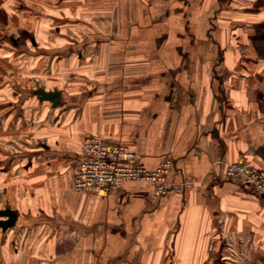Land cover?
I'll return each instance as SVG.
<instances>
[{
	"label": "crops",
	"instance_id": "1",
	"mask_svg": "<svg viewBox=\"0 0 264 264\" xmlns=\"http://www.w3.org/2000/svg\"><path fill=\"white\" fill-rule=\"evenodd\" d=\"M222 2L212 0L209 8L205 0L143 4L134 38L138 71L112 72L101 105L90 98L94 93L32 89L58 126L54 139L40 138L37 149L21 154L22 196L0 207L16 213L12 226L0 227V244L9 231L15 241L26 234L34 256L20 248L6 260L1 252V264H264V197L224 174L234 161L264 173V64L225 48L222 25L216 27L220 51L205 50L207 13L222 23ZM252 4L246 0L236 11L229 5L231 20L247 25H238L236 37L248 44L258 24L251 21ZM38 88L57 90L58 103L39 100ZM96 133L129 146L148 169L169 158L168 179L194 184L158 200L149 197L146 182H125L103 196L73 190L82 138ZM8 146L0 145L6 157L0 171L11 174L20 154ZM35 236L38 245L29 249Z\"/></svg>",
	"mask_w": 264,
	"mask_h": 264
},
{
	"label": "rangeland",
	"instance_id": "2",
	"mask_svg": "<svg viewBox=\"0 0 264 264\" xmlns=\"http://www.w3.org/2000/svg\"><path fill=\"white\" fill-rule=\"evenodd\" d=\"M150 1L0 0V145H9L15 148V154H20L12 159L17 165L11 174L0 171V207L9 201L15 203L17 197L22 196L18 186L22 173L16 171L22 162L19 159L21 154L25 150L37 149L40 138L54 139L52 136L57 130L58 122L53 119L50 109L38 102L32 89L58 86L68 95L94 93L90 98L101 105L110 94L107 81L112 72L125 67L124 76L127 77L138 71V39L134 38H138L140 7L149 5ZM222 1L224 7L219 13L222 23L215 21L213 16L209 18L212 11L207 13L205 50L220 51L217 28L222 25L223 46L240 49L245 58L261 66L264 64V46L254 45L252 37L251 44L236 37L241 34L236 29L238 25H247L244 20H238L239 24L231 20L230 3L234 4L233 10L236 11L246 0ZM252 2L251 21L258 22L254 25L257 35L264 33V0ZM205 4L209 8L212 0H205ZM235 39L240 40L236 42ZM119 59H122L120 63ZM129 88L130 85H126V91ZM96 90L99 92L95 93ZM4 157L0 152V158ZM1 164H4L2 160ZM12 180L15 186L10 187L8 183ZM17 237L15 241L12 231L5 235L3 245L0 244V264L2 255L7 260L8 251L17 253L20 248V254L26 251L34 256L33 249L27 250L28 236L21 234ZM62 239L67 240L65 236ZM72 241L77 244L76 238ZM30 243L29 249L37 246V236L30 237Z\"/></svg>",
	"mask_w": 264,
	"mask_h": 264
},
{
	"label": "built area",
	"instance_id": "3",
	"mask_svg": "<svg viewBox=\"0 0 264 264\" xmlns=\"http://www.w3.org/2000/svg\"><path fill=\"white\" fill-rule=\"evenodd\" d=\"M171 164L166 158L148 169L126 144L109 143L99 134H87L82 140V156L72 166L71 188L103 196L125 182H146L151 186L149 197L158 200L167 193L182 194L194 184L190 178L169 180ZM224 174L264 197L263 172L234 161L225 164Z\"/></svg>",
	"mask_w": 264,
	"mask_h": 264
},
{
	"label": "water",
	"instance_id": "4",
	"mask_svg": "<svg viewBox=\"0 0 264 264\" xmlns=\"http://www.w3.org/2000/svg\"><path fill=\"white\" fill-rule=\"evenodd\" d=\"M13 42L14 44L16 43L14 39ZM36 93L38 94L39 100H50L54 106L59 101L60 94L57 90L45 91L43 88H38ZM0 217H4V219H0V227L2 229H6L13 225L16 213L14 210L6 207L4 209H0Z\"/></svg>",
	"mask_w": 264,
	"mask_h": 264
},
{
	"label": "trees",
	"instance_id": "5",
	"mask_svg": "<svg viewBox=\"0 0 264 264\" xmlns=\"http://www.w3.org/2000/svg\"><path fill=\"white\" fill-rule=\"evenodd\" d=\"M252 42L257 47L264 46V33H260L257 35L255 34L254 36H252Z\"/></svg>",
	"mask_w": 264,
	"mask_h": 264
},
{
	"label": "flooded vegetation",
	"instance_id": "6",
	"mask_svg": "<svg viewBox=\"0 0 264 264\" xmlns=\"http://www.w3.org/2000/svg\"><path fill=\"white\" fill-rule=\"evenodd\" d=\"M14 43V42H13Z\"/></svg>",
	"mask_w": 264,
	"mask_h": 264
}]
</instances>
